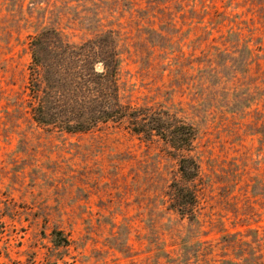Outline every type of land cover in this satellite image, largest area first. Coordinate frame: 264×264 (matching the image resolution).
<instances>
[{
  "label": "rangeland",
  "instance_id": "374dc122",
  "mask_svg": "<svg viewBox=\"0 0 264 264\" xmlns=\"http://www.w3.org/2000/svg\"><path fill=\"white\" fill-rule=\"evenodd\" d=\"M48 26L72 40L113 30L121 101L192 127V214L172 206L177 161L164 141L32 120L29 41ZM257 174L264 0H0V264H218L247 252L264 264Z\"/></svg>",
  "mask_w": 264,
  "mask_h": 264
},
{
  "label": "trees",
  "instance_id": "16d2710c",
  "mask_svg": "<svg viewBox=\"0 0 264 264\" xmlns=\"http://www.w3.org/2000/svg\"><path fill=\"white\" fill-rule=\"evenodd\" d=\"M116 39L111 29H98L80 40L69 39L49 26L34 34L29 41L26 91L31 118L38 125L67 133L86 132L111 123L123 126L138 138L151 141L157 137L164 141L177 161L178 177L169 191L172 206L185 217L193 213L200 192L196 188L200 166L190 154L196 135L189 124L164 109L121 101V55ZM243 49L251 53L248 45ZM250 182L251 189L254 185L262 190L256 197L264 200V174H257ZM258 230L252 229L254 234ZM261 230L264 237V228ZM261 244L264 250V239ZM252 262L247 252L232 254L218 264Z\"/></svg>",
  "mask_w": 264,
  "mask_h": 264
}]
</instances>
